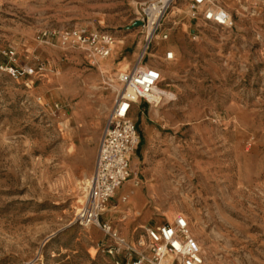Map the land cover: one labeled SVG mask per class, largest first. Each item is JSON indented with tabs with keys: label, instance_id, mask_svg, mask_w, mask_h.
Instances as JSON below:
<instances>
[{
	"label": "rangeland",
	"instance_id": "rangeland-1",
	"mask_svg": "<svg viewBox=\"0 0 264 264\" xmlns=\"http://www.w3.org/2000/svg\"><path fill=\"white\" fill-rule=\"evenodd\" d=\"M148 1L155 0H0V45L16 48L15 67L38 70L14 77L0 69V264L137 256L109 255L108 235L81 225L76 213L117 73L141 58L163 70L169 98L134 110L140 144L130 180L143 207L125 219L106 210L101 219L116 220L120 233L128 223L129 238L121 235L150 253L137 245L146 228L182 214L206 264H264V0H215L233 16L232 29L192 18L190 0H172L147 48V28L134 23ZM75 25L113 34V53L92 65L77 49L35 39L40 29ZM166 50L175 60L164 59Z\"/></svg>",
	"mask_w": 264,
	"mask_h": 264
},
{
	"label": "built area",
	"instance_id": "built-area-1",
	"mask_svg": "<svg viewBox=\"0 0 264 264\" xmlns=\"http://www.w3.org/2000/svg\"><path fill=\"white\" fill-rule=\"evenodd\" d=\"M190 3L192 18L201 17L205 23H212L224 29L234 27L233 16L215 0H190ZM167 6L165 0H155L148 1L142 8L139 18L143 22V27L147 28L151 10H157L159 14L153 35L150 39L147 38V48L157 35ZM162 38L167 39L168 35L164 34ZM35 39L41 44L56 43L64 49H77L92 65H95L98 59L110 56L116 45L113 34L90 29L84 25L60 29L43 28L37 32ZM0 54L7 58L6 63L0 62V69L14 77L38 72L33 67L17 68L12 64L17 55L16 48L12 45L7 47L0 45ZM164 59L175 60V52L166 50ZM116 79L119 88L100 136L94 169L86 180L84 200L76 213V221L85 227L96 226L108 235L110 243L103 246L109 255L115 257L122 253L128 255L137 253L131 262L116 260L115 264H161L163 257L167 255L173 257L171 264H206L201 245L190 234V221L182 214L178 215L173 223L146 228V238L140 236L137 245L146 247L150 253L138 252L135 246L121 235L111 220L101 219L111 199L133 175L132 159L140 144V134L137 122L131 113L141 101L155 105L151 101V96L156 88L161 87L164 75L161 68L152 64H143L141 58L127 70L119 71ZM55 107L58 109L59 105L56 104ZM127 201L126 195L121 197L122 203Z\"/></svg>",
	"mask_w": 264,
	"mask_h": 264
},
{
	"label": "crops",
	"instance_id": "crops-1",
	"mask_svg": "<svg viewBox=\"0 0 264 264\" xmlns=\"http://www.w3.org/2000/svg\"><path fill=\"white\" fill-rule=\"evenodd\" d=\"M145 105H146L145 101H141L140 103L137 104V107L140 109L141 113H145V111H146V106ZM131 116L135 120H137V121L139 120L138 112H134V110H133V112L131 113ZM132 161H133V159H132ZM135 180L136 179L128 180L123 186L120 187V189L117 191V194H116L118 196V201L115 202V204L113 206H111V209H108V210L114 211V212H118V213L120 212V214L121 213L128 214V215H126V218H127V216L130 215L129 212H132V211L135 212L139 208L143 207L142 203H143L144 197H143L141 191L136 188L137 185H134ZM124 195H126L128 197V201L126 203H122L121 202V197L124 196ZM120 214H119V216H120ZM136 214H137V212H136ZM139 216H140V213H139ZM131 217H133V216H131ZM113 219H117V218H113ZM107 220H112V219L109 218ZM146 220H147V217L139 219V221L140 222L142 221L143 223L146 222ZM112 222L117 227L116 220H112ZM129 222H130V224L138 226L137 217H134L133 219H130ZM127 224L128 223H126V226H127ZM126 226L125 227H121V233L126 238H129L128 237L129 236V231L127 230Z\"/></svg>",
	"mask_w": 264,
	"mask_h": 264
},
{
	"label": "bare ground",
	"instance_id": "bare-ground-1",
	"mask_svg": "<svg viewBox=\"0 0 264 264\" xmlns=\"http://www.w3.org/2000/svg\"><path fill=\"white\" fill-rule=\"evenodd\" d=\"M171 1L172 0H165V5L167 6ZM150 12H151V14H150L149 22L147 25V38L149 37V39L153 35V31H154L156 24L158 23V19H159V14H158L157 10H151ZM159 38H160V36L158 34L154 36V39L159 40ZM118 88H119V86H116V90ZM163 99H169V98H167V93L161 87L156 88L155 93L151 96V101L153 103H155L154 106L155 107L158 106L163 101ZM80 201H81V199H80ZM105 210H108V208L106 207ZM190 234H191V232H190ZM172 259H173V257L171 255H167V256L163 257L161 264H171Z\"/></svg>",
	"mask_w": 264,
	"mask_h": 264
},
{
	"label": "water",
	"instance_id": "water-1",
	"mask_svg": "<svg viewBox=\"0 0 264 264\" xmlns=\"http://www.w3.org/2000/svg\"><path fill=\"white\" fill-rule=\"evenodd\" d=\"M143 24V22L141 20L136 21V23H134V26H141Z\"/></svg>",
	"mask_w": 264,
	"mask_h": 264
}]
</instances>
